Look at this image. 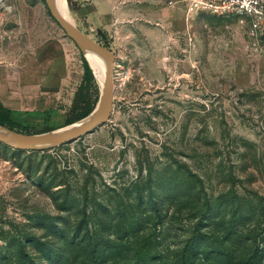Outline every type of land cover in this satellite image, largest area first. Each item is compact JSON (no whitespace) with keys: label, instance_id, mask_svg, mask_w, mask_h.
I'll return each instance as SVG.
<instances>
[{"label":"rangeland","instance_id":"374dc122","mask_svg":"<svg viewBox=\"0 0 264 264\" xmlns=\"http://www.w3.org/2000/svg\"><path fill=\"white\" fill-rule=\"evenodd\" d=\"M194 1L67 0L116 54L112 116L65 145L0 142V264H217L194 237L231 247L228 229L264 264V35ZM85 59L46 0H0L6 128L88 117L102 85Z\"/></svg>","mask_w":264,"mask_h":264},{"label":"water","instance_id":"95a60500","mask_svg":"<svg viewBox=\"0 0 264 264\" xmlns=\"http://www.w3.org/2000/svg\"><path fill=\"white\" fill-rule=\"evenodd\" d=\"M46 3L51 15L55 18V20L59 23V25L65 30L68 35L73 37L78 43L79 41H82L88 44L93 50H95L105 58L107 62V69L105 73V79L102 85L101 95L96 108L89 115L91 117L88 121L83 123H78V121L64 128L40 134H28L13 131V134L7 135L0 132V142L8 146L42 148L72 143L83 135L92 132L97 127L105 125L112 116L114 106V94L116 91L114 75L116 65V54L111 49L106 47L102 42L98 41L93 36L80 29L65 15H63L57 7L56 0H46ZM79 45L83 48L80 43ZM89 66L90 68H92L90 63Z\"/></svg>","mask_w":264,"mask_h":264},{"label":"trees","instance_id":"16d2710c","mask_svg":"<svg viewBox=\"0 0 264 264\" xmlns=\"http://www.w3.org/2000/svg\"><path fill=\"white\" fill-rule=\"evenodd\" d=\"M84 67L87 75H91L92 71L89 66L88 61L84 60ZM94 108L88 109L80 118L76 119L75 121L80 120L81 118H84L88 116ZM48 116V112H46ZM72 121L71 123L75 122ZM0 125L9 127L11 129H14L17 126H20V124L14 120L11 117V111L7 107L3 105V103L0 101ZM227 235L230 237H234L233 240H231V247H224L221 242H218L216 240L217 233H207V240L201 239L202 234L199 236L194 237L195 244L192 247L193 254H196V257L199 258L200 255H204L205 251L200 247L201 244L206 245L207 244V254L209 255L210 252H217L222 258V260L217 261V264H256L255 263V257H256V251L257 249L252 252V250L246 251V248H242L244 244V240L242 236H238L237 233H234L231 231V229H228L226 232ZM235 234V236H234ZM232 235V236H231ZM250 247H248L249 249ZM211 260L207 256V261ZM175 264H186L184 260L179 263ZM195 264V263H193Z\"/></svg>","mask_w":264,"mask_h":264},{"label":"built area","instance_id":"2783aa9c","mask_svg":"<svg viewBox=\"0 0 264 264\" xmlns=\"http://www.w3.org/2000/svg\"><path fill=\"white\" fill-rule=\"evenodd\" d=\"M194 4L215 14L237 17L254 41L264 35V0H198Z\"/></svg>","mask_w":264,"mask_h":264},{"label":"bare ground","instance_id":"6f19581e","mask_svg":"<svg viewBox=\"0 0 264 264\" xmlns=\"http://www.w3.org/2000/svg\"><path fill=\"white\" fill-rule=\"evenodd\" d=\"M56 1L59 11L76 25L74 19L70 15V11L67 5V0H56ZM79 43L83 46V51L85 52L86 59L89 61L97 79L99 80L101 85H103L105 79V73L107 69V62L105 58L101 54L93 50L88 44L82 41H79ZM90 117L91 116L79 121L78 123L86 122L90 119ZM0 132L7 135L13 134V131L2 125H0Z\"/></svg>","mask_w":264,"mask_h":264},{"label":"crops","instance_id":"0c3cea01","mask_svg":"<svg viewBox=\"0 0 264 264\" xmlns=\"http://www.w3.org/2000/svg\"><path fill=\"white\" fill-rule=\"evenodd\" d=\"M109 1H111V0H109ZM115 1V0H114ZM118 1H120V0H116V2H118ZM115 2V3H116ZM124 2H125V0H124ZM112 4V2H109V5H111ZM115 7V6H114ZM114 7L111 9V8H109L108 9V14L110 13V14H112L113 12H114ZM118 9V13L116 14V18H117V21L115 22V23H112V24H109L108 26L110 27V28H113V27H118V25L120 24V22L123 20V19H125V14H126V12L128 11L126 8H125V5H123V6H120L119 8H117ZM117 11V10H116ZM102 23H104L103 21H101ZM106 31H108V30H110V29H106V27L104 28ZM109 32V31H108ZM53 66L54 67H56V68H58V65H55V64H53ZM14 95H16V92H15V94Z\"/></svg>","mask_w":264,"mask_h":264}]
</instances>
